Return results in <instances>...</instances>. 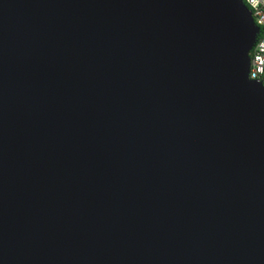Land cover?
<instances>
[{
  "label": "water",
  "instance_id": "obj_1",
  "mask_svg": "<svg viewBox=\"0 0 264 264\" xmlns=\"http://www.w3.org/2000/svg\"><path fill=\"white\" fill-rule=\"evenodd\" d=\"M242 0H0V264H264V87Z\"/></svg>",
  "mask_w": 264,
  "mask_h": 264
},
{
  "label": "built area",
  "instance_id": "obj_2",
  "mask_svg": "<svg viewBox=\"0 0 264 264\" xmlns=\"http://www.w3.org/2000/svg\"><path fill=\"white\" fill-rule=\"evenodd\" d=\"M249 9L254 24L259 28L249 56L248 77L264 87V0H242Z\"/></svg>",
  "mask_w": 264,
  "mask_h": 264
},
{
  "label": "snow or ice",
  "instance_id": "obj_3",
  "mask_svg": "<svg viewBox=\"0 0 264 264\" xmlns=\"http://www.w3.org/2000/svg\"><path fill=\"white\" fill-rule=\"evenodd\" d=\"M261 27H264V26H261Z\"/></svg>",
  "mask_w": 264,
  "mask_h": 264
}]
</instances>
